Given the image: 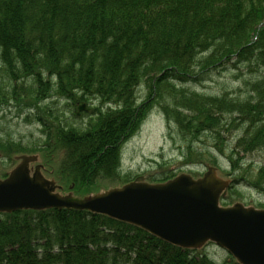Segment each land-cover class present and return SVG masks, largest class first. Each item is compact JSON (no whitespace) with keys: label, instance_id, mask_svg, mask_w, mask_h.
<instances>
[{"label":"trees","instance_id":"trees-1","mask_svg":"<svg viewBox=\"0 0 264 264\" xmlns=\"http://www.w3.org/2000/svg\"><path fill=\"white\" fill-rule=\"evenodd\" d=\"M244 64L264 72V0H0V107L21 101L23 93L28 108L38 111L54 98L76 118L77 105L97 104L85 129L47 108L42 115L49 117H34L45 141L32 152L60 193L79 199L132 181L119 170L120 149L155 108L189 152L204 135L221 151L224 134L242 127L230 171L219 175L237 174L233 155L264 150V74L247 84L252 95L246 98L209 96L188 86L212 70ZM140 87L147 96L138 103ZM0 147L13 164L28 152L10 142ZM155 165L146 182L176 176ZM230 180L229 192L245 183L264 197V168L253 179L240 173ZM204 249H181L85 211L0 215V264H215ZM222 264L237 263L228 256Z\"/></svg>","mask_w":264,"mask_h":264},{"label":"water","instance_id":"water-1","mask_svg":"<svg viewBox=\"0 0 264 264\" xmlns=\"http://www.w3.org/2000/svg\"><path fill=\"white\" fill-rule=\"evenodd\" d=\"M85 109L81 106L79 110ZM0 180V214L66 209L86 211L138 227L170 245L199 249L212 243L238 264H264V210L219 205L228 182L208 168L199 179L179 175L164 183L143 178L84 199L55 193L53 181L29 165L35 157L20 156Z\"/></svg>","mask_w":264,"mask_h":264},{"label":"rangeland","instance_id":"rangeland-1","mask_svg":"<svg viewBox=\"0 0 264 264\" xmlns=\"http://www.w3.org/2000/svg\"><path fill=\"white\" fill-rule=\"evenodd\" d=\"M233 69V67L228 66L226 70H223V68L212 70L202 76L204 79L200 84H190L188 89L209 96L227 93L228 95L234 94L236 97L246 98L248 95H252L247 84L253 82L255 77L263 75L264 72H261L260 68L248 67L247 64L239 66L235 71ZM1 79L0 76V83L2 82ZM136 93L138 103L147 96V90L143 87H140ZM23 98V93L20 96L21 101L9 100V97H7L9 101L2 108L0 107V143L4 148L7 147L8 142L19 144L21 147L28 149V152L24 154L25 156L38 158L39 154L33 153L32 150L39 148L45 141L41 126L34 120L36 115L44 113V108H47L53 116H59L67 120L68 124L78 129L87 128L95 120L94 113L96 111L94 109L97 108L95 102L88 106L91 108L92 114H90L91 112L81 113V115L73 118L70 111H67L64 102L57 101L54 98L48 99L40 106L38 105L37 111L25 106ZM47 114L45 115L49 117ZM45 115H42V117ZM235 128L228 134H224L223 146H219L221 151H219L215 140H212L210 136L204 135L192 143V150L189 152L186 150V146L181 141L176 129L172 125L168 126L159 109L155 108L151 110L144 123L141 124L137 134L121 146L119 170L128 179L133 180L141 177L144 180L143 176L157 171L155 164L158 162L162 168L173 171L175 175H188L193 178H200L205 173L207 166L213 167L216 174L218 169L221 175L223 174L221 171H230L228 158L231 156L232 150L235 149L236 140L243 134L242 127L237 126ZM216 146L217 149H215ZM7 154L10 153L0 147V178L3 175H7L14 166L5 156ZM24 155L20 154L16 157ZM184 157L189 161L186 165L183 164L182 158ZM198 157H200L199 161ZM233 158L235 161L238 160V163H236L240 169L237 174L233 173L232 176L228 177L226 182L230 186V179L234 178L235 175L246 174L247 178L253 179L256 177L259 168H264V150L251 155L240 153L238 156L233 155ZM41 159L38 158L35 165L40 169L43 167V170L41 169L42 173L46 174L47 172ZM213 162L214 165L212 164ZM53 163L54 161L47 165L51 170L54 169ZM35 165H31L30 169L34 170L36 168ZM46 176L48 177L47 174ZM227 195L230 196L227 206L241 204L244 207L264 210V197L248 184L243 183L233 186L232 191L229 192L228 190L226 192V197ZM204 248L206 255L215 264H222L227 261L228 255L216 246L207 244Z\"/></svg>","mask_w":264,"mask_h":264}]
</instances>
